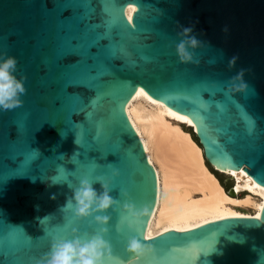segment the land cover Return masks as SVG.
<instances>
[{
	"label": "water",
	"instance_id": "water-1",
	"mask_svg": "<svg viewBox=\"0 0 264 264\" xmlns=\"http://www.w3.org/2000/svg\"><path fill=\"white\" fill-rule=\"evenodd\" d=\"M181 26L202 41L195 63L177 59ZM0 53L16 57L17 75L27 77L23 104L0 112V264H36L73 229L81 238L98 232L94 219L76 220L63 207L68 184L96 175L119 201L105 239L127 264L126 242L145 239L157 196L125 112L141 89L145 101L201 116V127L182 126L216 177L224 174L213 165L244 168L246 182L264 189V0H0ZM240 69L248 87L230 91ZM126 202L147 215L122 216ZM258 223L228 218L167 231L152 237L154 252L139 264H256L253 245L264 253ZM26 237L38 244L23 247Z\"/></svg>",
	"mask_w": 264,
	"mask_h": 264
},
{
	"label": "bare ground",
	"instance_id": "bare-ground-1",
	"mask_svg": "<svg viewBox=\"0 0 264 264\" xmlns=\"http://www.w3.org/2000/svg\"><path fill=\"white\" fill-rule=\"evenodd\" d=\"M168 109L145 101L144 95L135 96L125 107L157 179L156 204L144 237L189 231L228 218L255 217L256 205L264 203V189L246 182L244 168L223 171L213 165L232 178L234 193L229 195L206 164L202 149L184 129L195 128L194 123L176 120Z\"/></svg>",
	"mask_w": 264,
	"mask_h": 264
},
{
	"label": "clouds",
	"instance_id": "clouds-1",
	"mask_svg": "<svg viewBox=\"0 0 264 264\" xmlns=\"http://www.w3.org/2000/svg\"><path fill=\"white\" fill-rule=\"evenodd\" d=\"M179 43L175 45L177 59L181 64L197 62L195 51L201 47L200 41L193 34L191 27L181 26L177 32ZM237 57H232L229 61V67L235 64ZM18 61L14 56L7 53H0V112L13 110L23 104L21 96L26 93V76H18ZM245 69L240 71L229 82V90L243 91L248 85L244 81ZM113 176L119 175L118 170H113ZM95 182H99L102 191L97 192L93 187ZM71 190V196L66 199L64 208L69 210L76 220L94 219L99 226V231L91 236H81L73 229V238L71 240L56 239L50 245V249L44 254L36 264H124V262L113 255L110 242L105 239L109 233V224L112 219L110 213L119 206V201L111 195V188L102 177H96L95 180H89L87 177L79 180L78 186L68 184ZM120 195L127 197V193L121 192ZM259 210L254 217L260 226L264 221L261 220L260 213H264V203L256 205ZM111 210V211H110ZM147 207L137 210L132 203H124L121 207V215L131 218L133 221H139L147 215ZM152 239L151 233L141 240L135 236L128 238L125 245V253L129 259L127 264H139L142 257L151 255L154 252L153 245L149 242ZM253 251L256 252V264H264V253L257 251L253 245Z\"/></svg>",
	"mask_w": 264,
	"mask_h": 264
},
{
	"label": "snow or ice",
	"instance_id": "snow-or-ice-1",
	"mask_svg": "<svg viewBox=\"0 0 264 264\" xmlns=\"http://www.w3.org/2000/svg\"><path fill=\"white\" fill-rule=\"evenodd\" d=\"M70 10H71V9H70ZM133 11H135V9H133ZM108 12H109V8H106V9H105V13H106V15H108ZM129 21H131V17H129ZM110 22H112V18H110ZM133 91H136L135 88H133ZM136 94H137V95H141V94H143V89H141V90H140L139 92H137ZM168 99L171 100L172 98H171V97H168ZM157 100H162L161 107H163L164 104L166 103V102L164 101V99H156V100H153L152 103H156ZM126 102H127V101H126ZM126 102H125V103H126ZM229 103H231V101H229ZM180 111H181L180 109H177L176 111H172L171 108L169 107V109H168V114H169L170 116L174 117L176 120L185 121V122L188 123V124H192V123H193V120L198 121L199 123L197 122L195 126H196V127H201V116H200L198 113H197V115L195 116V119H194V117H193L191 114H188V113H185V114H183V115L178 114ZM189 116H191L192 119H189V118H188ZM247 122H248V127H249V129H251V128H252V121H251V120H248ZM133 127H135V125H133ZM97 134H98V133H97ZM148 163H151V161H149ZM92 171H93V169H89V174H91ZM232 174L235 175L234 172H233ZM96 177H102V178H103V176H101V175H96V176H94V179H95ZM103 179H104V178H103ZM37 244H38L37 239L33 240V239H30V238H27V237H26V238H24V239L22 240V246H23V247H26V248H28V249H32V248H33L34 246H36ZM164 251L166 252L167 249H165ZM162 254H164V253L162 252ZM38 260H39V258H37V261H38Z\"/></svg>",
	"mask_w": 264,
	"mask_h": 264
},
{
	"label": "rangeland",
	"instance_id": "rangeland-1",
	"mask_svg": "<svg viewBox=\"0 0 264 264\" xmlns=\"http://www.w3.org/2000/svg\"><path fill=\"white\" fill-rule=\"evenodd\" d=\"M217 178H218L219 182L221 183V185H223V186H225L227 188L230 187L231 182L228 181V177L226 175L218 174ZM242 196H243V194H240L239 197H242Z\"/></svg>",
	"mask_w": 264,
	"mask_h": 264
},
{
	"label": "trees",
	"instance_id": "trees-1",
	"mask_svg": "<svg viewBox=\"0 0 264 264\" xmlns=\"http://www.w3.org/2000/svg\"><path fill=\"white\" fill-rule=\"evenodd\" d=\"M223 186V185H222ZM225 189H227V187L223 186Z\"/></svg>",
	"mask_w": 264,
	"mask_h": 264
}]
</instances>
